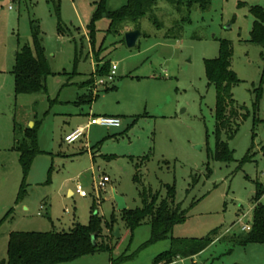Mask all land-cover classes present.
I'll return each mask as SVG.
<instances>
[{"label": "rangeland", "instance_id": "374dc122", "mask_svg": "<svg viewBox=\"0 0 264 264\" xmlns=\"http://www.w3.org/2000/svg\"><path fill=\"white\" fill-rule=\"evenodd\" d=\"M95 2L0 0V262L11 233L68 232L88 225L94 212L115 222L111 231L103 226L98 241L109 250L64 264H153L160 254L184 248L173 240L208 237L215 241L202 253L174 264H264V245L229 241L242 233L241 224H251L256 188L264 190V44L250 42L249 13L264 9V0H209L205 10L180 12L159 1L139 21L143 36L133 50L125 46L126 32L108 33L105 15L89 41ZM125 3L108 0L106 9ZM36 32L51 75L45 92L16 96L15 54L33 48ZM222 42L230 44L231 70L240 81L232 88L234 108L246 115L235 120L232 139L221 136L232 152L229 163L213 160L216 94L205 75V61L219 57ZM106 63L117 68L109 91L98 88L91 104H77ZM88 115L117 117L121 126H93L79 142L64 144ZM35 126L41 154L24 180L15 148ZM100 179L106 185L96 191ZM166 185L174 186L186 219L165 240L150 243L148 220L127 230L114 196L134 210L142 207L144 190L163 197ZM77 186L87 197H68Z\"/></svg>", "mask_w": 264, "mask_h": 264}, {"label": "trees", "instance_id": "16d2710c", "mask_svg": "<svg viewBox=\"0 0 264 264\" xmlns=\"http://www.w3.org/2000/svg\"><path fill=\"white\" fill-rule=\"evenodd\" d=\"M108 0L95 2V14L88 27L89 41L93 40V26L95 21L105 15L110 22L108 33L119 36L124 32L138 29L141 19L147 17L157 6L159 1H165L173 6L177 12L182 8L187 11L194 6L205 10L209 6V0H126L119 10L108 12L106 9ZM253 17L250 42L255 45L264 44V9L253 7L249 10ZM132 24L133 28H129ZM38 33L33 36V48L25 47L15 54V66L12 71L14 80V93L19 95H34L45 92V79L51 75L44 50L37 39ZM231 48L228 42L220 45L219 57L215 60L205 61V75L208 83L215 88V150L213 160L221 163H229L232 152L226 143L221 141L225 134L227 139H232L237 132L235 120L240 116L243 120L246 115L239 114L234 108L232 88L240 81L230 66ZM99 64V61L97 62ZM98 67V66H97ZM110 64L106 63L96 71L97 76L107 75ZM94 80H89L86 85L90 87L87 94L78 97L77 104H91L97 98L92 94ZM114 89V88H112ZM108 92L109 89L104 90ZM236 127H235V126ZM15 151L19 154V165L23 178L27 177L31 164L36 156L41 154L38 148L36 126L26 129L21 144H17ZM165 195L159 192L151 193L144 190L141 193V208L121 212V220L127 230L134 228L148 220L151 228L150 243L165 240L174 226L181 224L186 219V213L180 204L175 203L174 186H164ZM24 194V186L18 196V200ZM264 190L257 186L252 201L254 208L250 230L235 235L229 239L235 247H247L249 245H264V204L260 203ZM103 226L107 230H113L114 220L103 222L94 212L91 213L88 225H74L68 232L46 233H11L8 238L6 259L0 264H64L80 258L94 255L109 250L104 242H98L102 237ZM214 239L208 237L204 240H189L183 242L173 240L172 245L184 247L179 250L160 254L153 264H174L180 258H193L202 253L214 243ZM95 244V245H94Z\"/></svg>", "mask_w": 264, "mask_h": 264}, {"label": "built area", "instance_id": "2783aa9c", "mask_svg": "<svg viewBox=\"0 0 264 264\" xmlns=\"http://www.w3.org/2000/svg\"><path fill=\"white\" fill-rule=\"evenodd\" d=\"M117 68L115 65L111 66L109 72L107 75L104 76H98L96 79L94 78V83L92 87V94L95 96L97 94L98 88H104L106 89L110 84L114 82L115 75H116ZM96 74V73H95ZM97 76V75H96ZM98 126L103 127L107 129H117L121 126L120 119L116 117H94L93 115L89 116V120L87 124L84 127H78L74 130H72L70 133L64 136L63 143L66 145H72L76 142H79L81 139L84 138L86 135V132L90 127ZM106 185V179L102 180L100 179L96 183V191L104 189ZM75 195L79 196L80 198L87 197L86 193L81 190L80 186L76 187ZM250 230V225H243L241 224V231L242 232H248Z\"/></svg>", "mask_w": 264, "mask_h": 264}, {"label": "water", "instance_id": "95a60500", "mask_svg": "<svg viewBox=\"0 0 264 264\" xmlns=\"http://www.w3.org/2000/svg\"><path fill=\"white\" fill-rule=\"evenodd\" d=\"M143 34L138 30H131L129 32H126L124 35V43L128 50H133L137 47L139 40L142 38ZM114 200L117 205V210L119 212H123L126 210V206L124 204V201L122 198L114 196ZM114 237H118V229H116L113 233ZM95 245V244H94Z\"/></svg>", "mask_w": 264, "mask_h": 264}, {"label": "crops", "instance_id": "0c3cea01", "mask_svg": "<svg viewBox=\"0 0 264 264\" xmlns=\"http://www.w3.org/2000/svg\"><path fill=\"white\" fill-rule=\"evenodd\" d=\"M96 67H97V66H96ZM96 99H97V98H96ZM89 116H90V115H88L87 122H88V120H89ZM106 117H112V116H106ZM116 118H117V117H116ZM87 122H86V124H87ZM86 124H85V125H86ZM85 125H83V126H77V128H78V127H84ZM90 128H91V127H90ZM90 128H89V129H90ZM119 128H120V127H119ZM89 129H88V130H89ZM86 133H87V132H86ZM81 140H82V139H81ZM91 160L94 162V156H93V154H91ZM67 194H68V197H72V196L74 195V193H73L71 190H68V191H67ZM6 251H7V248H6ZM5 259H6V258H5ZM3 261H4V260H3ZM1 262H2V261H1Z\"/></svg>", "mask_w": 264, "mask_h": 264}]
</instances>
